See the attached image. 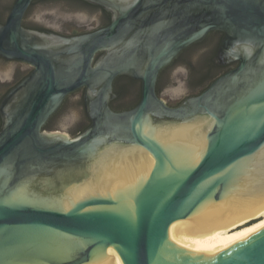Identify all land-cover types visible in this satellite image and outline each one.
I'll use <instances>...</instances> for the list:
<instances>
[{
  "label": "water",
  "instance_id": "obj_1",
  "mask_svg": "<svg viewBox=\"0 0 264 264\" xmlns=\"http://www.w3.org/2000/svg\"><path fill=\"white\" fill-rule=\"evenodd\" d=\"M33 1L14 0L0 23V55L35 66L0 132V264H264V227L227 246L187 228L204 218L214 239L264 217V0H88L115 16L72 37L24 27ZM212 30L225 32L220 55L243 41L261 52L169 106L161 69ZM123 73L141 98L116 112ZM84 85L93 124L74 138L42 132Z\"/></svg>",
  "mask_w": 264,
  "mask_h": 264
},
{
  "label": "flooded vegetation",
  "instance_id": "obj_2",
  "mask_svg": "<svg viewBox=\"0 0 264 264\" xmlns=\"http://www.w3.org/2000/svg\"><path fill=\"white\" fill-rule=\"evenodd\" d=\"M59 2L60 6L69 11L66 19H58L57 24L38 22L28 19L31 9L38 3ZM14 0H0V23H5L6 17L13 5ZM83 11L82 13H77ZM86 14V15H84ZM115 11L110 8L92 3L88 0H34L23 19V26L28 29H35L47 33H58L65 37H72L86 33L95 32L108 26ZM225 32L220 30L210 31L204 39L196 42L180 51L174 60L161 69L157 82L158 95L164 98V92L172 83V71L181 72V66L187 65L189 68V82L192 91L177 99L168 97L166 100L169 106H178L187 99L200 96L210 85L219 77L226 74L228 76L232 71L237 70L247 53V48L251 49L252 58L256 59L261 52L259 43L233 42L226 46V51L220 55L224 49L223 40ZM109 50L102 49L98 51L93 60V66L97 64L101 57L109 56ZM8 67L7 71L3 68ZM35 74V66L21 59L6 58L0 55V132L5 126L8 113L13 110L16 96L13 91L29 76ZM112 90L115 97L110 102V107L116 112H124L133 109L141 98V80L130 74H119L112 82ZM101 85H99L100 87ZM244 86L239 87L242 91ZM88 86L84 85L75 91L69 93L58 110L53 113L42 127L45 133H65L74 138L82 134L93 124V118L89 108L92 107V99L89 94ZM231 90V89H230ZM230 92H226L230 96ZM235 93V92H234ZM74 98V104L81 109L82 118L77 123L75 130L70 132L62 131L58 125L57 119L66 112L68 104ZM73 134V135H72Z\"/></svg>",
  "mask_w": 264,
  "mask_h": 264
},
{
  "label": "rangeland",
  "instance_id": "obj_3",
  "mask_svg": "<svg viewBox=\"0 0 264 264\" xmlns=\"http://www.w3.org/2000/svg\"><path fill=\"white\" fill-rule=\"evenodd\" d=\"M83 11L77 12L82 13ZM70 14L69 11L62 8L59 4V2H41L36 4L30 11L28 15V19L30 20H37L38 22H45L50 23V25L57 24L58 19H66L68 15ZM86 15V14H84ZM87 16V15H86ZM8 67L3 68L4 71H7ZM182 71L176 72L172 71L170 74L172 75V83L167 87L166 91L164 92V98L166 100L170 99L168 97L177 99V97L181 98L183 96L188 95L192 91V86L189 82V68L187 65L181 66ZM68 109L65 113H63L59 119H57V123L60 126L62 131L70 132V130H73L75 125H77L78 122H80V119L82 118V113L80 107L76 106L74 104V98H71ZM73 135V134H72ZM262 219L256 218L251 219L248 222H246L243 225H248ZM241 227V226H239Z\"/></svg>",
  "mask_w": 264,
  "mask_h": 264
},
{
  "label": "bare ground",
  "instance_id": "obj_4",
  "mask_svg": "<svg viewBox=\"0 0 264 264\" xmlns=\"http://www.w3.org/2000/svg\"><path fill=\"white\" fill-rule=\"evenodd\" d=\"M204 220V218H198L194 216L189 221H187L188 231L195 237L198 242L210 243L215 245L227 246L231 241L237 240L238 237L243 233L253 232L258 228L264 227V217L262 219L248 224L243 225L249 220L231 228L225 234L218 236L214 239H211L215 232L208 233L200 226L199 222ZM241 226V227H239Z\"/></svg>",
  "mask_w": 264,
  "mask_h": 264
},
{
  "label": "trees",
  "instance_id": "obj_5",
  "mask_svg": "<svg viewBox=\"0 0 264 264\" xmlns=\"http://www.w3.org/2000/svg\"><path fill=\"white\" fill-rule=\"evenodd\" d=\"M252 223V222H251Z\"/></svg>",
  "mask_w": 264,
  "mask_h": 264
}]
</instances>
